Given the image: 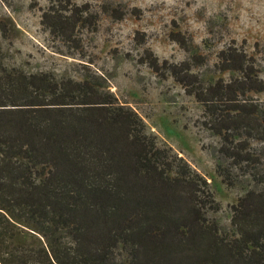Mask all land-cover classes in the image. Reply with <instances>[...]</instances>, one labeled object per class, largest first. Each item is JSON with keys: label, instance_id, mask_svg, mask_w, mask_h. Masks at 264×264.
<instances>
[{"label": "trees", "instance_id": "16d2710c", "mask_svg": "<svg viewBox=\"0 0 264 264\" xmlns=\"http://www.w3.org/2000/svg\"><path fill=\"white\" fill-rule=\"evenodd\" d=\"M48 1L42 25L79 47L78 30L95 23L91 9ZM174 39L186 61L161 62L149 49L139 60L202 106V126L219 138L218 174L235 186L238 171L246 183L232 206L233 234L209 216L218 205L208 181L108 90L0 66V264H264L257 60L232 41L217 53L222 76L207 78L195 71L205 56Z\"/></svg>", "mask_w": 264, "mask_h": 264}, {"label": "rangeland", "instance_id": "374dc122", "mask_svg": "<svg viewBox=\"0 0 264 264\" xmlns=\"http://www.w3.org/2000/svg\"><path fill=\"white\" fill-rule=\"evenodd\" d=\"M74 2L87 5L95 16L94 24L78 30L79 47L63 43L42 25L48 0H0V66L89 81L108 90L139 115L160 147L170 148L208 181L218 205L209 216L217 219L223 233L232 235V206L245 194L246 183L238 171L235 186L218 174L219 138L202 126V106L174 78L163 79L139 59L149 49L161 62L186 61L189 51L174 39L180 34L192 52L207 59V65L195 71L216 78L222 76L214 68L217 53L235 41L256 58L264 80V0ZM109 8L120 13L106 12Z\"/></svg>", "mask_w": 264, "mask_h": 264}]
</instances>
